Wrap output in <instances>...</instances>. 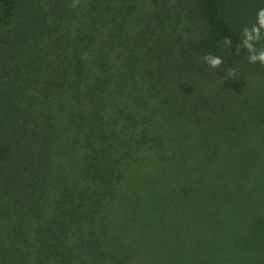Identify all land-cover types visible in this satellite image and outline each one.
I'll use <instances>...</instances> for the list:
<instances>
[{"label": "trees", "instance_id": "obj_1", "mask_svg": "<svg viewBox=\"0 0 264 264\" xmlns=\"http://www.w3.org/2000/svg\"><path fill=\"white\" fill-rule=\"evenodd\" d=\"M73 2L0 0V264H132L264 136V0Z\"/></svg>", "mask_w": 264, "mask_h": 264}, {"label": "rangeland", "instance_id": "obj_2", "mask_svg": "<svg viewBox=\"0 0 264 264\" xmlns=\"http://www.w3.org/2000/svg\"><path fill=\"white\" fill-rule=\"evenodd\" d=\"M246 142L247 149L237 157L223 154L220 147L213 165V175H219L212 176L213 185L230 190L168 196V228L157 229L149 255L132 264H264L263 252L254 250L251 230L253 221L264 217V136ZM144 174L133 172L127 184L135 185L132 178ZM237 183L243 186L234 191Z\"/></svg>", "mask_w": 264, "mask_h": 264}, {"label": "clouds", "instance_id": "obj_3", "mask_svg": "<svg viewBox=\"0 0 264 264\" xmlns=\"http://www.w3.org/2000/svg\"><path fill=\"white\" fill-rule=\"evenodd\" d=\"M80 0H74L73 7H76L79 4ZM258 22L259 26L254 28V31H256L257 36L255 39L257 41L261 40L262 37L259 35L260 28L264 27V9H260L258 12ZM253 39L251 34H248L247 38L245 39V45L249 49V62L250 63H256L259 62L260 64L264 65V49L257 51L256 48H253V45L249 42ZM228 45L232 44V40L230 38L226 39ZM253 52L257 54H252ZM205 62L210 65L212 68H219L224 62L221 57L219 56H207L205 57ZM228 76H234V70L229 69L227 71Z\"/></svg>", "mask_w": 264, "mask_h": 264}]
</instances>
